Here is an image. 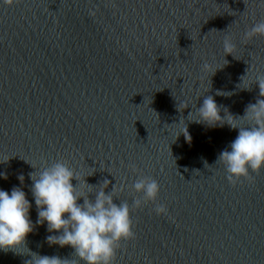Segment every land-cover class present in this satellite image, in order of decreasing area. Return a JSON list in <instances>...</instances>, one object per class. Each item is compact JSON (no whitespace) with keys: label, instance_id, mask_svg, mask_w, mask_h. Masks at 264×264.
<instances>
[{"label":"water","instance_id":"1","mask_svg":"<svg viewBox=\"0 0 264 264\" xmlns=\"http://www.w3.org/2000/svg\"><path fill=\"white\" fill-rule=\"evenodd\" d=\"M260 20L261 0H0V189L21 187L35 223L29 174L63 160L81 191L115 184L130 206L136 235L114 264H264V169L229 182L217 158L238 129L187 120L207 95L233 116L264 98V35L244 37ZM205 62L225 66L210 77ZM184 120L191 143L175 140ZM140 176L160 191L135 208ZM54 234L35 225L0 264H32L29 249L84 264Z\"/></svg>","mask_w":264,"mask_h":264},{"label":"clouds","instance_id":"2","mask_svg":"<svg viewBox=\"0 0 264 264\" xmlns=\"http://www.w3.org/2000/svg\"><path fill=\"white\" fill-rule=\"evenodd\" d=\"M6 2L11 4L12 0ZM261 2L264 3V0ZM257 35H264V20L254 23L244 37L247 40ZM223 44L225 56L232 55L235 45L231 39L225 37ZM223 67L214 68L205 62L201 70L211 77ZM253 83L258 84L259 96L264 97V74L258 75ZM241 88L250 89V86ZM221 94L230 95L217 92V95ZM225 109L218 106L213 96L207 95L202 104L189 113L187 120L208 127L227 123L231 129H238L236 138L217 158V162L223 164L229 182L235 184L242 178H248L252 172L264 169V98L249 103L243 116H233ZM221 110L224 111L223 116L220 115ZM193 114L196 118L189 119ZM173 124L179 126L181 121ZM175 131V140L183 134L186 141L191 143L185 120L184 126L177 127ZM132 168L136 170L134 165ZM0 177L7 179V173L0 172ZM17 179L23 184L25 177L20 174ZM29 179L32 181L30 191L37 210L35 223L30 218L32 202L21 187L14 186L10 193L0 189V251L16 252L18 247L26 246L27 236L34 231L35 225L46 223L48 232L57 233L46 237L50 245H70L84 264H114L120 242L135 238L128 202H114V198H117L114 196L115 184L110 191H106L109 186L106 184L96 191L89 189L85 193L78 187L80 181L76 172L63 160L45 165L39 172L36 169L29 174ZM74 179L78 181L75 185L72 182ZM84 183L91 185L86 181ZM131 187L140 194L132 201L135 208L155 202L159 196L158 181L148 176L138 177ZM89 193H95L94 199L89 197ZM81 198L82 203L79 202ZM154 210L157 215L167 213L163 204H158ZM29 254L32 264H67L66 259L56 255H40L30 249Z\"/></svg>","mask_w":264,"mask_h":264}]
</instances>
